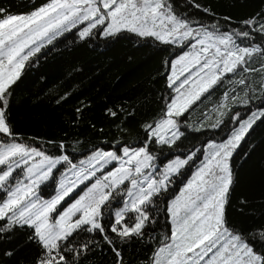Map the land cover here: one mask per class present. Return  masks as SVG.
Returning <instances> with one entry per match:
<instances>
[{"label": "snow or ice", "instance_id": "snow-or-ice-1", "mask_svg": "<svg viewBox=\"0 0 264 264\" xmlns=\"http://www.w3.org/2000/svg\"><path fill=\"white\" fill-rule=\"evenodd\" d=\"M185 2L212 22L178 11L176 0H45L24 13L0 7V239L17 228L29 229L28 240L41 250L36 264H84L89 253L104 246L115 264H125L123 245L149 241L156 246L144 264H264V251L256 247L264 245V228L245 234L227 217L234 157L257 122H264V7L240 27L225 16L229 24L222 30L209 7ZM73 32L79 41L130 33L179 48L165 61L168 94L161 97L160 117L141 126L145 138L139 146L117 141V147H96L76 162L64 142L53 154L14 130V86L46 48ZM254 74L260 76L258 84ZM225 82L229 87L219 104L203 114L211 129L228 128L224 138L157 164L153 145L178 147L185 137L182 125L191 127L181 118ZM236 106L247 112L233 111ZM76 112L82 115L81 108ZM106 114L118 116L112 108ZM203 127L201 122L193 130ZM192 165L191 178L165 201L176 178ZM49 182L54 194L44 198L41 186ZM77 189L81 194L63 207ZM160 212L169 230L155 236L149 229Z\"/></svg>", "mask_w": 264, "mask_h": 264}, {"label": "trees", "instance_id": "trees-1", "mask_svg": "<svg viewBox=\"0 0 264 264\" xmlns=\"http://www.w3.org/2000/svg\"><path fill=\"white\" fill-rule=\"evenodd\" d=\"M44 2L0 0V7L11 13H24L31 10L33 4ZM197 2L216 14L215 19L222 30L229 24L223 19L225 16L231 17L232 27H240V21L264 7V0ZM176 3L178 11L195 14L204 23L212 22V17L195 8L189 10L185 0H176ZM178 52V47L130 33L115 38L94 36L85 41H79L74 32L67 33L66 37L46 48L37 62L27 66L21 80L14 86L10 113L14 130L29 143L43 145L53 154H59L56 144L64 142L66 152L76 162L86 158L96 147L105 150L117 147V141L139 146L145 138L141 126L159 119L164 105L161 97L168 94L164 79L165 61L173 59ZM252 78L257 84L260 82L259 74H254ZM227 87L229 85L225 82L224 87L206 94V99L202 97L203 103L197 102L181 118L186 119L191 127L182 125L185 137L178 142V147L160 149L153 145L158 164L175 155L185 154L193 147H200L210 139L219 141L224 138L228 128L211 129L208 126L211 121L204 120L203 114L219 104ZM63 96L67 98L57 103ZM259 103L254 102L252 107ZM77 108L82 109V115L76 112ZM108 108L117 111L118 116L107 115ZM233 111L243 114L247 109L236 106ZM201 122L203 129L194 131L193 128ZM49 141L55 143L50 144ZM238 152L233 160L235 182L227 217L232 227L247 234L264 228V122H257ZM245 152L247 157L241 159ZM194 171L195 165L182 170L183 174L176 178L164 200L177 195ZM48 188L54 193L55 185L51 182L42 185L40 191ZM163 206L161 203V208ZM168 230L167 217L160 212L159 222L149 232L162 236ZM29 233V229L17 228L0 239V264H36L41 250L28 240ZM155 246V241L123 245L125 264H144ZM256 247L264 251V245L257 243ZM7 251H12L13 255H5ZM84 264H115V256L104 246L89 253Z\"/></svg>", "mask_w": 264, "mask_h": 264}, {"label": "rangeland", "instance_id": "rangeland-1", "mask_svg": "<svg viewBox=\"0 0 264 264\" xmlns=\"http://www.w3.org/2000/svg\"><path fill=\"white\" fill-rule=\"evenodd\" d=\"M40 194L42 195V197L48 198L51 195H53L54 193L51 192L50 189L48 188V189H43L42 191H40ZM79 194H81V191H80V189H77L76 192L73 193L72 197L68 198L66 200V202H64L63 207H67L68 205H70V203H72L74 201V199L78 197Z\"/></svg>", "mask_w": 264, "mask_h": 264}]
</instances>
